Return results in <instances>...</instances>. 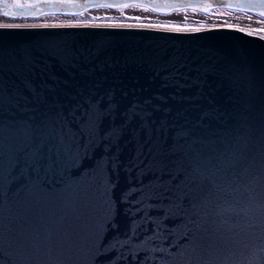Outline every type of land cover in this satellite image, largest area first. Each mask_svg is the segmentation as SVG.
I'll list each match as a JSON object with an SVG mask.
<instances>
[{"label": "water", "instance_id": "1", "mask_svg": "<svg viewBox=\"0 0 264 264\" xmlns=\"http://www.w3.org/2000/svg\"><path fill=\"white\" fill-rule=\"evenodd\" d=\"M13 2L0 0V16H45L20 17ZM100 4L151 6L161 15L222 8L264 18V0H62L40 8L78 15ZM105 100L112 102L102 112ZM86 107L94 117L81 123ZM202 113L208 118L195 127ZM58 117L83 145L66 174L54 141L32 159L20 155L27 146L14 136L22 123ZM185 129L205 141L244 135L257 170L264 169V35L230 25L1 22L0 264L195 260L191 236L185 239L190 221L177 212L197 195L186 171L191 141L180 140ZM98 169L106 196L81 194L73 212V192L87 188ZM234 175L225 170L218 179ZM262 235L264 213L256 209L214 255L230 264L252 259L264 247Z\"/></svg>", "mask_w": 264, "mask_h": 264}, {"label": "snow or ice", "instance_id": "2", "mask_svg": "<svg viewBox=\"0 0 264 264\" xmlns=\"http://www.w3.org/2000/svg\"><path fill=\"white\" fill-rule=\"evenodd\" d=\"M51 2L59 3L62 0H14L11 7L20 10L16 14L20 17L37 14L47 15L41 11L40 5ZM92 7L112 8L114 5L100 4L92 5ZM118 7L141 8L147 12L151 6L123 4ZM147 27L157 26L147 25ZM25 87L27 88V85ZM111 102L108 100L101 101L98 109L102 112L109 109ZM77 111L79 110L77 109ZM89 116L94 117V113L89 107H86L81 123H90ZM133 116L135 118V113ZM106 118L107 116L101 119ZM207 118V115L202 113L195 127H200ZM70 127L71 125L66 124L65 119L59 117L50 124L45 123L37 126L28 121L18 125L14 136L18 144L27 146L23 147V152L20 155H27L36 159L47 150V144L54 141L60 146V157L65 164L66 174L69 168L75 165L80 148L83 147L76 140L75 134L70 132ZM185 130L187 135L182 136L180 140L181 142L191 141L185 158L186 171H189L190 175L189 186L197 194L195 198L190 199L189 209L182 207L177 209V212H183L190 221V224L186 225L189 227V232L185 234V239L191 236L189 243L195 260L189 259L187 264H230L228 261H221L214 253L228 249L230 239L228 233L237 225L241 217L247 216L249 212L256 209L264 213V169L257 170V162L255 158L249 155V144L244 135H237L235 138L222 136L205 141L203 137L194 136L191 130ZM41 140L44 141V146L37 150V145ZM209 141L214 143H207ZM192 149H197V151ZM200 149L205 150L200 151ZM58 167L60 164L57 162L56 156L53 155V168ZM225 170H236L237 175L230 179H218L223 177ZM102 180V172L98 169L97 172L93 173V179L87 188L83 190L79 187L76 188L69 204L73 212H76V204L79 202L81 194L86 195L92 191L101 199L106 196V189L103 193L101 192ZM209 220H211L210 223ZM196 233H200V235H196ZM261 239H264V235ZM206 255L209 259H205ZM238 264H264V247L254 258L239 261Z\"/></svg>", "mask_w": 264, "mask_h": 264}, {"label": "bare ground", "instance_id": "3", "mask_svg": "<svg viewBox=\"0 0 264 264\" xmlns=\"http://www.w3.org/2000/svg\"><path fill=\"white\" fill-rule=\"evenodd\" d=\"M130 14V15H127ZM130 16L135 20L141 22H104L103 18H122V16ZM186 16V17H183ZM187 19V21L200 22L203 21L205 25H212L211 22H219L221 25H230L246 28L247 25L258 26L259 29L254 31L258 34L264 35V19L256 17L252 14L243 13V12H228L225 14H211L204 15L201 13L194 14H169L161 15L152 12H145L136 9H126L124 11H118L113 9L99 8L91 11H87L81 15H45L39 18H30V19H12V18H1V22L6 23H116V24H137V25H154V26H163L160 24V21H166L167 19ZM218 25V24H216ZM171 27V26H164ZM187 27V26H186ZM196 27V26H189ZM248 29V28H246Z\"/></svg>", "mask_w": 264, "mask_h": 264}, {"label": "rangeland", "instance_id": "4", "mask_svg": "<svg viewBox=\"0 0 264 264\" xmlns=\"http://www.w3.org/2000/svg\"><path fill=\"white\" fill-rule=\"evenodd\" d=\"M128 9H136V10H141L143 11L141 8H134V7H130ZM126 10V9H125ZM118 11H124V10H118ZM228 12H237V11H234V10H227V9H222V8H217V9H214V10H210L209 12L207 13H201V14H204V15H211V14H225V13H228ZM174 14H183V15H187V14H194V13H200V12H196V11H190V10H183V11H179V12H173ZM172 13V14H173ZM83 14V13H82ZM78 15H81V14H78ZM127 15H130V14H127ZM122 16V18H116V19H113V18H103L102 21L104 22H123V23H127V22H141L139 20H135L133 18H131L130 16ZM169 15V14H168ZM77 16V15H76ZM183 17H186V16H183ZM2 16H0V20H1ZM1 23V21H0ZM160 24H163V26H171V27H189V26H204L205 23L203 21H200V22H192V21H187V19H184V18H181V19H167L166 21H160ZM212 25H221V23H217V22H211ZM249 30H257L259 29L258 26H253V25H247V27Z\"/></svg>", "mask_w": 264, "mask_h": 264}]
</instances>
